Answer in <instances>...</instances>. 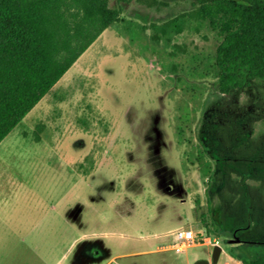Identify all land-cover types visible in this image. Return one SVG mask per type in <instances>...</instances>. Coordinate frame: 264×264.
I'll return each mask as SVG.
<instances>
[{
    "label": "rangeland",
    "instance_id": "obj_1",
    "mask_svg": "<svg viewBox=\"0 0 264 264\" xmlns=\"http://www.w3.org/2000/svg\"><path fill=\"white\" fill-rule=\"evenodd\" d=\"M109 5L118 20L0 145V264L4 211L21 227L71 215L104 233L113 264H194L216 244L218 264L263 254L264 80L221 91L212 0ZM181 228L195 233L183 252Z\"/></svg>",
    "mask_w": 264,
    "mask_h": 264
},
{
    "label": "trees",
    "instance_id": "obj_2",
    "mask_svg": "<svg viewBox=\"0 0 264 264\" xmlns=\"http://www.w3.org/2000/svg\"><path fill=\"white\" fill-rule=\"evenodd\" d=\"M212 1L224 32L217 48L221 91L264 80V0ZM119 14L109 0H0V142ZM243 251L242 264H264V253Z\"/></svg>",
    "mask_w": 264,
    "mask_h": 264
},
{
    "label": "crops",
    "instance_id": "obj_3",
    "mask_svg": "<svg viewBox=\"0 0 264 264\" xmlns=\"http://www.w3.org/2000/svg\"><path fill=\"white\" fill-rule=\"evenodd\" d=\"M7 136L0 145L5 144ZM33 216L32 223L21 227L17 225L18 214L4 211V264H113L116 260L118 255L102 242L100 248L107 252L106 256L90 249L104 233L74 231L70 224L67 226L71 215Z\"/></svg>",
    "mask_w": 264,
    "mask_h": 264
},
{
    "label": "built area",
    "instance_id": "obj_4",
    "mask_svg": "<svg viewBox=\"0 0 264 264\" xmlns=\"http://www.w3.org/2000/svg\"><path fill=\"white\" fill-rule=\"evenodd\" d=\"M195 243V233L193 229L181 228L177 231L176 242L174 244V249L179 252H183L187 248L191 247V244ZM241 264V263H237Z\"/></svg>",
    "mask_w": 264,
    "mask_h": 264
},
{
    "label": "water",
    "instance_id": "obj_5",
    "mask_svg": "<svg viewBox=\"0 0 264 264\" xmlns=\"http://www.w3.org/2000/svg\"><path fill=\"white\" fill-rule=\"evenodd\" d=\"M222 251H223V247L220 244H216L214 246L211 259L200 258V259H197L194 264H218Z\"/></svg>",
    "mask_w": 264,
    "mask_h": 264
},
{
    "label": "flooded vegetation",
    "instance_id": "obj_6",
    "mask_svg": "<svg viewBox=\"0 0 264 264\" xmlns=\"http://www.w3.org/2000/svg\"><path fill=\"white\" fill-rule=\"evenodd\" d=\"M100 247H101L100 243H93L91 244V246H89L90 249H94L95 251L99 252L101 256H106L107 252L104 249H101Z\"/></svg>",
    "mask_w": 264,
    "mask_h": 264
}]
</instances>
